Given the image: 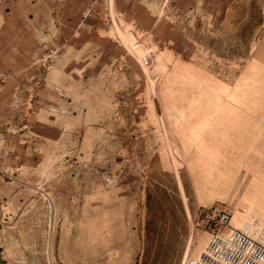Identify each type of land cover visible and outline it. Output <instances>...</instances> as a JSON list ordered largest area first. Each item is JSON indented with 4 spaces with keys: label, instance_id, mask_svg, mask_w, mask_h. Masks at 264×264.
<instances>
[{
    "label": "rangeland",
    "instance_id": "1",
    "mask_svg": "<svg viewBox=\"0 0 264 264\" xmlns=\"http://www.w3.org/2000/svg\"><path fill=\"white\" fill-rule=\"evenodd\" d=\"M145 1L134 3L132 15L130 0H117L118 6L114 0H99L82 13L75 11L71 24L56 23L44 33L41 54L18 59L24 71L9 73L15 81H26L24 88H15L10 110L24 115L27 133L37 138L34 129L42 131L44 142V134L56 127L49 126L52 113L65 118L78 146L73 154L59 153L60 175L26 178L31 187L26 201L0 223L2 264H182L192 231L199 233L201 208L187 212L191 201L180 184L178 191L172 168L161 166L160 16L165 0H154L153 9ZM253 10L259 15V9ZM187 27L201 43H191L201 61L223 67L246 58L240 50L225 52L230 44L225 31L213 39L196 24ZM147 32L152 40L145 39ZM141 43L154 51L150 70L142 66L144 54L135 50ZM49 81L72 96L56 103ZM40 91L39 100L34 95ZM24 92L27 101L19 104ZM80 162L89 167L77 178L74 166ZM103 176L115 179L116 186L106 187ZM89 191L105 195L106 211L94 201L87 210L85 196L78 193ZM119 206L132 213L125 217L126 229L112 211Z\"/></svg>",
    "mask_w": 264,
    "mask_h": 264
},
{
    "label": "crops",
    "instance_id": "2",
    "mask_svg": "<svg viewBox=\"0 0 264 264\" xmlns=\"http://www.w3.org/2000/svg\"><path fill=\"white\" fill-rule=\"evenodd\" d=\"M130 1L132 15L138 0ZM98 2L7 0L0 7V223L26 201L31 189L26 178L60 175L57 171L61 167L56 165L59 153L65 150L73 154L78 146L65 118L52 113L54 122L49 126L56 127L44 134V142L42 131L34 129L37 138L27 133L24 115L10 110L15 88H24L26 81H15L9 73L25 70L19 58L42 53L44 33H51L52 25L71 24L75 11L82 13ZM145 3L155 7L154 0ZM162 8L161 166L169 172L172 168L178 191L181 194L182 187L186 200L191 201L185 205L189 214L222 203L234 210L236 227L251 219L264 226V0H165ZM253 8L259 9V15ZM189 24L209 31L213 39L225 31L223 38L230 41L225 52L234 55V49L240 50L246 58L223 67L201 61L191 44L198 47L201 43L191 37ZM238 31L240 37L234 35ZM134 47L139 54L146 53L144 48ZM252 56L255 58L250 60ZM47 87L56 103L63 96H72L53 81ZM34 96L40 100L43 95L40 91ZM17 100L25 103V92ZM40 142L48 148H42ZM78 194L85 196L87 210L91 201L98 210H107L105 195L99 191ZM127 210L122 206L112 210L124 229L126 215L132 214ZM209 239V233L193 230L182 264L199 257Z\"/></svg>",
    "mask_w": 264,
    "mask_h": 264
},
{
    "label": "built area",
    "instance_id": "3",
    "mask_svg": "<svg viewBox=\"0 0 264 264\" xmlns=\"http://www.w3.org/2000/svg\"><path fill=\"white\" fill-rule=\"evenodd\" d=\"M5 0H0V7ZM154 35L147 32L146 40ZM166 44V43H164ZM146 50L142 55V66L150 70L155 66L154 51L145 44H137ZM88 163L74 166V175L79 178L88 169ZM106 187H114L117 181L103 176ZM235 212L225 204L217 203L210 208H201L197 221L200 231L210 234V239L199 257L189 258L185 264H264V226L257 220H246L243 227L233 224Z\"/></svg>",
    "mask_w": 264,
    "mask_h": 264
},
{
    "label": "water",
    "instance_id": "4",
    "mask_svg": "<svg viewBox=\"0 0 264 264\" xmlns=\"http://www.w3.org/2000/svg\"><path fill=\"white\" fill-rule=\"evenodd\" d=\"M0 264H2L1 256H0Z\"/></svg>",
    "mask_w": 264,
    "mask_h": 264
}]
</instances>
